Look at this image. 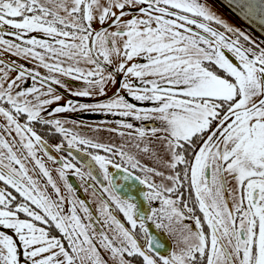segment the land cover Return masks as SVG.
Instances as JSON below:
<instances>
[{"label":"snow or ice","instance_id":"1","mask_svg":"<svg viewBox=\"0 0 264 264\" xmlns=\"http://www.w3.org/2000/svg\"><path fill=\"white\" fill-rule=\"evenodd\" d=\"M233 5L264 27V0ZM0 49L34 65L0 60V264H264V41L206 0H0ZM77 108L119 112L120 142Z\"/></svg>","mask_w":264,"mask_h":264},{"label":"flooded vegetation","instance_id":"2","mask_svg":"<svg viewBox=\"0 0 264 264\" xmlns=\"http://www.w3.org/2000/svg\"><path fill=\"white\" fill-rule=\"evenodd\" d=\"M206 3L209 4V6L212 8L213 11H215L220 17H222L225 21H227L228 24H230L233 27L241 29L242 32L252 36L258 42L261 41L258 37H255L247 28L243 27L236 19H234L228 13H226L220 7H218L214 2H212L211 0H206ZM96 26L98 27L99 24L97 23ZM7 38H12V37L8 36ZM0 60H11L14 64L24 63L26 65V67H29V68L34 66L31 61H25L22 58H18L13 53L3 54L2 49H0ZM3 67H4V65L0 64V68H3ZM36 67H38L41 72H46V70L43 69L41 66L36 65ZM9 72H10V76L16 75L15 68L10 69ZM22 83H24L26 86H30L32 83L31 77H28L26 80L22 81ZM74 83L82 84L83 82L82 81H74ZM53 86L60 89L62 92L65 91L62 88V86H60V85L54 84ZM113 90L114 89L110 88L109 92H111ZM69 95H71V94L69 93L67 95H64L60 101L53 102V104L50 107H54L55 103H65L67 101ZM128 98L130 100H132V102H136L134 100V98H132V97H128ZM72 99L78 100L82 103H91L93 101L92 97L72 96ZM95 99H99V97H96ZM59 115L61 117L67 118L69 121H72V120L81 121V123L76 124V125H72L71 123H69L68 126L75 127L83 135H87L89 137L99 139L101 142L113 141V142L119 143L121 140L119 133L114 132V131H109L110 128L117 127V125L115 123L117 120L124 118L123 116H121V114L119 112H115V111L114 112H102V111H98V110H81V109L77 108L74 111H71V110L65 111L63 113H60ZM0 119H2V118H0ZM128 119L132 120L133 118L128 117ZM134 122L137 124L141 123L140 121H134ZM91 125H100V127L99 128H93V127H91ZM147 126L150 127L151 125L148 124ZM38 127H42V126H38ZM41 134L43 135L44 132L41 131ZM59 135H62V134H59ZM45 138L47 139L48 137L46 136ZM53 142H56V138H53V140H50V143H53ZM52 151L54 154H57V153H55L54 149ZM75 151H78V150L74 149L73 152H75ZM101 151H103V150H101ZM38 155L44 161L46 166L51 170L53 178L56 180L57 184L61 188V192L65 195H67L68 193L64 187V182L59 177L58 172L56 170L58 166L53 161L48 159L47 155H45L44 153L41 152V153H38ZM63 155H68V152L63 153ZM142 155H144V154L142 153ZM69 158L71 159V156ZM144 160L146 163H149L150 165L153 163V161L147 155H144ZM73 162H77V161H73ZM28 164H29L30 169L35 168V172H32V174L35 176H38L42 183H46V177H44L42 175V173L39 170V166L35 165V162L31 158H29ZM67 171L69 174L70 182L73 183L74 187L77 189L76 194L81 199L87 200V202L95 210L96 198L92 196V188L90 187V185L94 184L95 182L93 180H91L90 178H88L87 176H85L84 179H81L79 176H77L75 174V170H73V169H69ZM156 178L160 179V177H156ZM97 187H98V185H97ZM85 188H87V191H85ZM47 190L49 193H52L53 195H55L54 190L52 189L51 185H47ZM99 195H100V193L97 192V196H99ZM117 215L122 220H125L122 213L117 212ZM0 230H4V229L0 228ZM153 230H155L154 226H153ZM155 231L160 232L161 239L166 243L168 248H171L173 246L172 242L175 239L174 236H171L168 233L162 232L160 230H155Z\"/></svg>","mask_w":264,"mask_h":264},{"label":"water","instance_id":"3","mask_svg":"<svg viewBox=\"0 0 264 264\" xmlns=\"http://www.w3.org/2000/svg\"><path fill=\"white\" fill-rule=\"evenodd\" d=\"M223 10L227 11L234 19H236L243 27L247 28L255 37L264 41V27L257 21H252L242 16L234 7L233 0H212Z\"/></svg>","mask_w":264,"mask_h":264},{"label":"bare ground","instance_id":"4","mask_svg":"<svg viewBox=\"0 0 264 264\" xmlns=\"http://www.w3.org/2000/svg\"><path fill=\"white\" fill-rule=\"evenodd\" d=\"M212 1V0H211ZM212 2H214V1H212ZM215 3V2H214ZM216 4V3H215ZM217 5V4H216ZM218 6V5H217ZM218 7H220V6H218ZM221 8V7H220ZM222 9V8H221ZM223 10V9H222ZM223 11H225V9L223 10ZM226 13H228L227 11H225ZM229 14V13H228ZM230 15V14H229ZM231 16V15H230ZM232 17V16H231ZM234 18V17H233Z\"/></svg>","mask_w":264,"mask_h":264}]
</instances>
